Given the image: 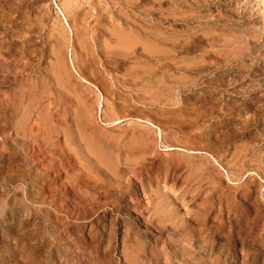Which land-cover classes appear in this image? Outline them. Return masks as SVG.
I'll use <instances>...</instances> for the list:
<instances>
[{
	"label": "rangeland",
	"instance_id": "1",
	"mask_svg": "<svg viewBox=\"0 0 264 264\" xmlns=\"http://www.w3.org/2000/svg\"><path fill=\"white\" fill-rule=\"evenodd\" d=\"M0 264H264V0H0Z\"/></svg>",
	"mask_w": 264,
	"mask_h": 264
},
{
	"label": "bare ground",
	"instance_id": "2",
	"mask_svg": "<svg viewBox=\"0 0 264 264\" xmlns=\"http://www.w3.org/2000/svg\"><path fill=\"white\" fill-rule=\"evenodd\" d=\"M117 1V0H116ZM119 2V1H118ZM121 2V1H120ZM121 6V5H120ZM131 13V12H130ZM64 17V16H63ZM64 20H65V18H64ZM141 36V35H140ZM148 44V43H147ZM150 45V44H149ZM155 45V44H154ZM152 46H153V43H152ZM156 47V46H155Z\"/></svg>",
	"mask_w": 264,
	"mask_h": 264
}]
</instances>
